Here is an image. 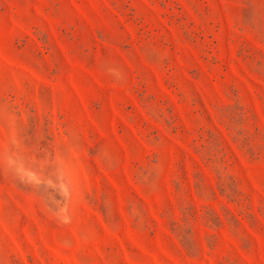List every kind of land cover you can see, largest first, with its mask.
I'll return each instance as SVG.
<instances>
[{
    "label": "rangeland",
    "instance_id": "obj_1",
    "mask_svg": "<svg viewBox=\"0 0 264 264\" xmlns=\"http://www.w3.org/2000/svg\"><path fill=\"white\" fill-rule=\"evenodd\" d=\"M0 264H264V0H0Z\"/></svg>",
    "mask_w": 264,
    "mask_h": 264
},
{
    "label": "clouds",
    "instance_id": "obj_2",
    "mask_svg": "<svg viewBox=\"0 0 264 264\" xmlns=\"http://www.w3.org/2000/svg\"><path fill=\"white\" fill-rule=\"evenodd\" d=\"M12 148L0 153V166H3L21 183L36 188H46L59 197L58 206L53 208L64 222L69 221L67 200L71 196L69 169L63 156L53 157L52 153L30 154L11 141Z\"/></svg>",
    "mask_w": 264,
    "mask_h": 264
}]
</instances>
